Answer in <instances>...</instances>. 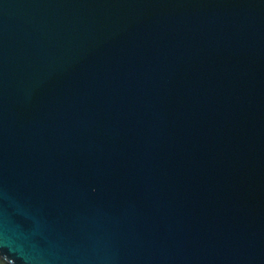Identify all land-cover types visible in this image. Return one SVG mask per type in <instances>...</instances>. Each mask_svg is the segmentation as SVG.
I'll return each mask as SVG.
<instances>
[{"label": "water", "instance_id": "95a60500", "mask_svg": "<svg viewBox=\"0 0 264 264\" xmlns=\"http://www.w3.org/2000/svg\"><path fill=\"white\" fill-rule=\"evenodd\" d=\"M0 264H264V0H0Z\"/></svg>", "mask_w": 264, "mask_h": 264}]
</instances>
